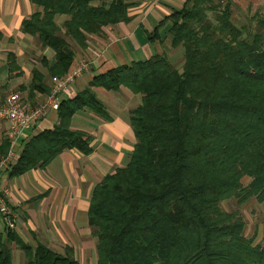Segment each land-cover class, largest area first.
Masks as SVG:
<instances>
[{
	"label": "trees",
	"instance_id": "1",
	"mask_svg": "<svg viewBox=\"0 0 264 264\" xmlns=\"http://www.w3.org/2000/svg\"><path fill=\"white\" fill-rule=\"evenodd\" d=\"M29 2L36 9L20 30L53 52L50 64L42 61L49 77L62 75L73 59L65 37L84 49L89 35L131 18L130 0ZM166 22L169 46L182 48L180 70L155 52L92 76L87 88L58 102L56 124L21 141L6 175L44 167L64 149L90 154L91 137L69 127L72 115L86 109L109 120L90 87H125L139 95L128 117L134 142L126 163L94 184L86 210L96 264H264V241L245 237L239 214L219 206L230 197L238 204L264 199V18L237 25L228 1L185 0L146 39L161 42ZM34 90L49 91L38 71L28 94ZM7 149L1 138L0 155ZM2 225L0 264L11 262L8 243L24 264H78L68 248L31 245Z\"/></svg>",
	"mask_w": 264,
	"mask_h": 264
},
{
	"label": "crops",
	"instance_id": "2",
	"mask_svg": "<svg viewBox=\"0 0 264 264\" xmlns=\"http://www.w3.org/2000/svg\"><path fill=\"white\" fill-rule=\"evenodd\" d=\"M130 1L128 15L131 18L128 22L103 27L100 35L88 36L84 49L77 47L74 50L73 58L82 55L90 65L76 78L69 91L58 94V102L87 88L92 76L133 60H143L157 52L159 42H149L146 32H150L171 8H179L185 0ZM225 1L229 2L234 15L241 10L240 15L246 16L247 20L255 16L264 18V0ZM35 9L29 0H0V86H17L19 97L26 103L42 99L47 94L38 90L28 94V85L32 71H38L41 83L49 89L50 77L42 61L44 59L47 64L53 61V52L49 48L41 47L34 36L20 30L21 20ZM168 24L166 22L158 29L161 41H168ZM179 52L182 59V52ZM172 54L167 55L168 60ZM90 89L110 119L104 120L82 109L72 115L69 123L71 129L82 130L91 137L90 154L64 149L44 167L27 170L12 178L0 173V186L2 182L9 183L10 204L16 207L17 223L23 225H19L15 232L31 245L40 242L50 249L56 245H82L89 233L86 210L93 185L115 167L123 166L128 159L134 142L128 117L139 103V95L122 86L114 91ZM56 123V109L47 110L37 124H31L18 138L15 145L17 156L24 138ZM4 127L5 123L0 120V139H5ZM2 229L0 218V232ZM21 232L28 236H21ZM9 264H13L12 252Z\"/></svg>",
	"mask_w": 264,
	"mask_h": 264
},
{
	"label": "rangeland",
	"instance_id": "3",
	"mask_svg": "<svg viewBox=\"0 0 264 264\" xmlns=\"http://www.w3.org/2000/svg\"><path fill=\"white\" fill-rule=\"evenodd\" d=\"M240 14H241V10H239L238 14L235 12V15L231 11V19L237 25H240L241 22H243L242 24H245V22H247V17L242 16ZM63 18H64L63 16L57 17L56 23L61 25V21ZM253 25L254 24H252V26ZM65 39L67 40L71 50L74 52V50H76L78 46L76 44H74V42L71 39H69L68 37H65ZM167 42L168 41H166V40L159 42V45L157 46V49H156L157 50L156 53L162 52L166 55V57H167V55H169V53H174V54H172V56L169 57L168 61L177 70H180L181 66H182V62H181L182 59L180 57L179 51L182 52V48L181 47L179 48V46H177L175 48H171ZM82 59L87 60L82 55L78 56V57H74L72 60H73V62H75L77 60H82ZM88 68H87V70H88ZM85 71H83V72H85ZM78 77H76V78H78ZM76 78H75V80H76ZM73 83L70 85V87L73 85ZM69 88H67L66 91H69ZM17 91L19 92L17 86H4V87L0 86V99L5 97V95L9 92H17ZM42 99H38V100L32 99L31 101H29V103H26L25 101H23V103L25 105H27L28 107H33L34 105L39 104V102ZM42 118H40L39 121ZM39 121H37V123ZM1 170L2 169H0V173H1V175H3L4 171H1ZM246 182H247V179H245V178L242 179L243 184H245ZM9 192H10L9 183L8 182H6V183L2 182V185L0 186V195H2L5 199V201H7V203L10 204ZM88 200H89V198H88ZM219 206L222 210H224L226 212L235 211V212H237V214H239L242 221L244 222L243 235L245 237L250 238L253 241V243H262L264 241V199L262 201H258L256 198L251 197V198L247 199L246 201H244L243 203L238 204L234 197H230L228 199L220 201ZM15 211H16V208H15ZM16 213H17V211H16ZM17 219H18V216L16 217L15 223L12 225L13 230H18V228L20 226L23 227V225H20L19 222L17 223ZM86 235H87L86 238L83 239L84 240L83 244L78 245L77 247H68V246L63 247L61 245H56V246H53L51 248H52V250L58 251V252H61L62 250L64 252V249L68 248L71 251V254L76 258L78 264H96V251H95L96 238L91 234V228L90 227H89V233ZM21 236L26 237L28 235L26 233L21 232ZM29 241L31 242L30 239H29ZM12 245H13L12 243L11 244L8 243V247H10V249L12 250L11 252H12L13 264H24V258H23L22 252H20V250L17 249L15 246L12 247Z\"/></svg>",
	"mask_w": 264,
	"mask_h": 264
},
{
	"label": "built area",
	"instance_id": "4",
	"mask_svg": "<svg viewBox=\"0 0 264 264\" xmlns=\"http://www.w3.org/2000/svg\"><path fill=\"white\" fill-rule=\"evenodd\" d=\"M90 65L88 60H77L69 64L67 70L59 76L50 77V87L48 93L33 107H28L23 103L17 92H9L0 99V120L5 123L4 136L8 141V149L5 154L0 155V169L6 171L17 158L15 145L24 130L31 124H37L47 110L56 109L58 105V94L66 91L83 71ZM17 213L13 210L4 197L0 195V218L3 224L12 228L15 223Z\"/></svg>",
	"mask_w": 264,
	"mask_h": 264
}]
</instances>
